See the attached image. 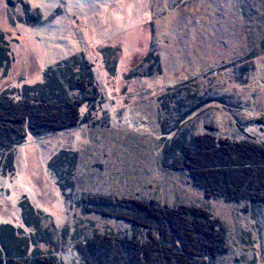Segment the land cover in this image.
Returning a JSON list of instances; mask_svg holds the SVG:
<instances>
[{
  "label": "rangeland",
  "instance_id": "1",
  "mask_svg": "<svg viewBox=\"0 0 264 264\" xmlns=\"http://www.w3.org/2000/svg\"><path fill=\"white\" fill-rule=\"evenodd\" d=\"M1 29L11 33L13 61L0 89L39 83L83 54L102 95L99 121L109 127L81 125L20 145L13 174L0 175V228L29 237L22 211L33 208L46 218L42 229L58 234L34 254L74 263L76 221L48 168L55 154L72 151L76 192L203 207L227 229L229 249L217 264H264V205L240 213L236 204L206 201L163 167L161 137V124L169 131L175 113L201 105L181 132L210 127L219 138L264 144V0H0ZM153 60L160 75L154 68V76L129 77L139 65L147 75Z\"/></svg>",
  "mask_w": 264,
  "mask_h": 264
},
{
  "label": "trees",
  "instance_id": "2",
  "mask_svg": "<svg viewBox=\"0 0 264 264\" xmlns=\"http://www.w3.org/2000/svg\"><path fill=\"white\" fill-rule=\"evenodd\" d=\"M27 16L32 14L28 11ZM10 34L0 30V80L13 61ZM154 68L156 75L151 73ZM140 69L141 65L135 66L129 77L160 75L154 60L147 75H140ZM101 106L92 64L83 54L49 68L39 83L0 89V175L13 174L16 149L29 137L67 133L81 125L109 127L108 121H99ZM204 111L199 105L186 114L175 113L169 131L161 124L163 167L181 173L208 202L236 204L240 213L264 205V144L219 138L210 127L208 133L196 136L181 132ZM79 162L77 153L60 151L48 164L76 221L73 264H217L228 252L226 226L203 207L76 192ZM22 220L34 233L18 237L19 230L2 226L0 264H58L56 257L33 251L38 242L57 241V232V236L49 233L54 232L52 226L41 227L46 218L27 208ZM65 234L62 231L59 239Z\"/></svg>",
  "mask_w": 264,
  "mask_h": 264
}]
</instances>
